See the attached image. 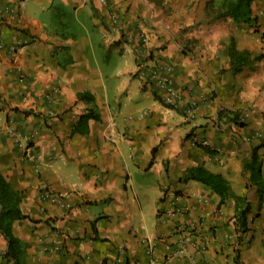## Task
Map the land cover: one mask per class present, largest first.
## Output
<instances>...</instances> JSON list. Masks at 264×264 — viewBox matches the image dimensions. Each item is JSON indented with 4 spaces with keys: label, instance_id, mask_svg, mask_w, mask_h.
Returning a JSON list of instances; mask_svg holds the SVG:
<instances>
[{
    "label": "crops",
    "instance_id": "crops-1",
    "mask_svg": "<svg viewBox=\"0 0 264 264\" xmlns=\"http://www.w3.org/2000/svg\"><path fill=\"white\" fill-rule=\"evenodd\" d=\"M221 1L0 0V172L27 217L12 224L18 264H264V58L230 64L232 40L264 55V0L253 26L205 24ZM154 76L171 79L174 105ZM88 110L99 118L72 133ZM18 135L35 138L23 149ZM195 168L233 196L219 206ZM7 248L0 232V264H14Z\"/></svg>",
    "mask_w": 264,
    "mask_h": 264
},
{
    "label": "trees",
    "instance_id": "trees-1",
    "mask_svg": "<svg viewBox=\"0 0 264 264\" xmlns=\"http://www.w3.org/2000/svg\"><path fill=\"white\" fill-rule=\"evenodd\" d=\"M149 1L160 5L158 0ZM254 1L255 0H222L217 7L210 2L205 7V24L222 23L229 19L236 23L253 26L257 20L256 17L252 15L251 10V5ZM262 58H264L262 54L254 55L248 50H237L232 40L230 64L234 73L241 72L252 61H258ZM78 99L90 100L91 98L87 94H81ZM98 118V115L88 110L87 113L79 117L72 133L84 134L88 121L97 120ZM207 152L209 153V151ZM187 178L199 181L210 187L220 198L219 206L223 205L233 196L228 182L221 175L212 174L203 168H195L188 173ZM20 204V194L11 187L10 183L0 172V232L8 242V248L4 258L7 261H12L14 264H18L21 248L18 239L12 233V224L15 221L27 218L21 212ZM246 210V208L241 210L238 216L239 225L237 229L240 232H245L247 230L245 218L247 213Z\"/></svg>",
    "mask_w": 264,
    "mask_h": 264
},
{
    "label": "built area",
    "instance_id": "built-area-1",
    "mask_svg": "<svg viewBox=\"0 0 264 264\" xmlns=\"http://www.w3.org/2000/svg\"><path fill=\"white\" fill-rule=\"evenodd\" d=\"M112 19H113V22L115 23L116 20L113 16H112ZM154 61H152V62H154ZM159 68L160 67L157 66V64H155V69L153 70L154 75L157 72L156 70ZM161 69L169 72V69L167 67H162ZM154 77L156 78L155 85L157 86L158 89H160L164 93V97H163L164 103L166 105H174V101L178 95L173 88L171 79L168 76H163V77L154 76ZM11 131L12 130L10 129L9 132H11ZM34 138H35L34 135H18L19 146L22 147L23 149H28L29 145L33 142ZM191 143H192V145L201 146L203 148H209L210 147L209 142L207 140L201 139L200 137H198L196 135H192ZM181 254H184V250H180V251L176 252V256H179ZM150 264H154V263H150ZM191 264H195V263L192 261Z\"/></svg>",
    "mask_w": 264,
    "mask_h": 264
}]
</instances>
